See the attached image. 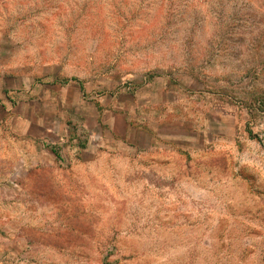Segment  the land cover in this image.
Returning <instances> with one entry per match:
<instances>
[{"label": "rangeland", "instance_id": "1", "mask_svg": "<svg viewBox=\"0 0 264 264\" xmlns=\"http://www.w3.org/2000/svg\"><path fill=\"white\" fill-rule=\"evenodd\" d=\"M58 73L115 97L135 125L201 132L194 156H178L196 174L179 181L202 189L185 206L196 224L135 205L144 195L112 156L62 152L58 185H37L8 128L0 261L264 264V0H0V92Z\"/></svg>", "mask_w": 264, "mask_h": 264}, {"label": "crops", "instance_id": "2", "mask_svg": "<svg viewBox=\"0 0 264 264\" xmlns=\"http://www.w3.org/2000/svg\"><path fill=\"white\" fill-rule=\"evenodd\" d=\"M89 87L79 78L58 73L36 83H25L15 91L2 88L0 169L3 157L14 156L9 154L11 144L5 140L8 128L20 137L18 143L12 142L19 151L18 156L30 162L28 169H34L33 172L38 174L35 177L44 178L43 182L35 183L39 186L58 185L59 170L55 166L58 161H63L62 152L69 158L112 156L124 185H134L137 188L135 193L144 195L135 205L160 207L165 213L167 210L173 213L183 210L177 224L185 227L195 225V208L185 206L196 203V199L199 201L202 189L200 185L189 187L179 181L185 178L194 181L196 174L178 156H194L192 153L198 149L195 136L200 139L201 132L190 131L189 138L181 140L177 134L168 135L162 131L164 127L180 125L178 120L135 125L132 112H122L126 107L114 102V99L118 101L115 97L107 104L103 94L91 92ZM47 160L49 168L44 169ZM29 173L30 170L24 174L25 177ZM72 173V170L67 171L70 176ZM3 174L0 170V185L5 178ZM32 205L38 204H27L29 207ZM186 212H192L193 219H183ZM0 221L7 220L3 218ZM6 253L0 250V256ZM3 258L0 264H7Z\"/></svg>", "mask_w": 264, "mask_h": 264}]
</instances>
